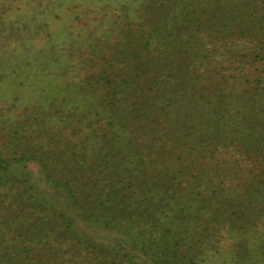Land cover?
Listing matches in <instances>:
<instances>
[{"label":"trees","instance_id":"16d2710c","mask_svg":"<svg viewBox=\"0 0 264 264\" xmlns=\"http://www.w3.org/2000/svg\"><path fill=\"white\" fill-rule=\"evenodd\" d=\"M135 2L141 33L87 45L101 51L83 71L0 72V87L36 85L0 103V264H185L217 209L207 195L263 180L215 160L220 144L264 158V79L221 75L210 41L264 0Z\"/></svg>","mask_w":264,"mask_h":264},{"label":"rangeland","instance_id":"374dc122","mask_svg":"<svg viewBox=\"0 0 264 264\" xmlns=\"http://www.w3.org/2000/svg\"><path fill=\"white\" fill-rule=\"evenodd\" d=\"M135 1L0 0V61L6 60L8 67L0 65V72L8 70L12 74L17 64L26 70L24 60L37 58L28 74L40 69L45 74V80L53 85L61 79L66 69L69 70L68 74L83 71V61L98 56L97 52L101 51H93L91 46L86 49L87 45L94 44L96 40H133L130 39L132 36L141 33L142 26L139 23L143 12L138 10ZM125 6H128L127 10ZM251 13L240 9L233 12V17L228 16L226 35L211 38L210 44L214 43L218 47L216 60H221L223 64L221 68L220 65L217 67L221 75L248 74L252 82L259 73L264 79V71L261 70L264 66V14L257 10ZM225 15L218 14L215 19L223 20ZM102 16H105L103 24L97 20ZM221 20L215 24V30H218L219 25L221 30ZM208 24L209 21L201 23L200 31L209 27ZM102 35L106 38L103 36L105 39H101ZM208 54L214 55L211 52ZM205 70L211 71L213 67L206 66ZM23 74L26 75L25 72ZM33 82L25 88L13 84L0 87V103L7 98L12 99L18 91L21 95L18 102L26 104L29 100L27 93L36 88ZM236 84L238 87L239 84ZM221 145L217 148L215 160L226 159L239 163L238 168L243 177L250 175V170H264L263 157H245L232 146ZM262 177V181L254 180V185L244 183L243 179L229 183L230 188L224 183L223 189L227 187V190L219 193L217 199L207 195L208 207L215 205L217 209L213 215H206L199 221L205 230V237L196 239L199 243L192 245V249L187 252L190 257L185 260V264H192L189 262L191 260L193 264H264ZM233 205L237 210L234 215L229 214L232 210L227 211Z\"/></svg>","mask_w":264,"mask_h":264}]
</instances>
